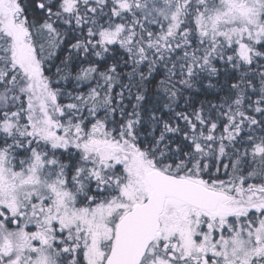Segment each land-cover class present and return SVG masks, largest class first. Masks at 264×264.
Listing matches in <instances>:
<instances>
[{"label": "snow or ice", "instance_id": "1", "mask_svg": "<svg viewBox=\"0 0 264 264\" xmlns=\"http://www.w3.org/2000/svg\"><path fill=\"white\" fill-rule=\"evenodd\" d=\"M0 264H264V0H0Z\"/></svg>", "mask_w": 264, "mask_h": 264}]
</instances>
